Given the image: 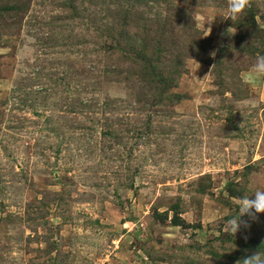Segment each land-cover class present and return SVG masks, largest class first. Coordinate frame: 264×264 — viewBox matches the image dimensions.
<instances>
[{
	"label": "rangeland",
	"instance_id": "374dc122",
	"mask_svg": "<svg viewBox=\"0 0 264 264\" xmlns=\"http://www.w3.org/2000/svg\"><path fill=\"white\" fill-rule=\"evenodd\" d=\"M227 14V0H0V264L264 252V213L227 225L264 191V81L243 78L264 55V0Z\"/></svg>",
	"mask_w": 264,
	"mask_h": 264
},
{
	"label": "clouds",
	"instance_id": "9594fccd",
	"mask_svg": "<svg viewBox=\"0 0 264 264\" xmlns=\"http://www.w3.org/2000/svg\"><path fill=\"white\" fill-rule=\"evenodd\" d=\"M227 5L228 14L223 17L224 19L230 18L234 21L238 16L251 7V0H227ZM198 8L194 13V18L197 15ZM234 34L235 32H233V27H229L224 33H222V35L229 36ZM215 55V51L210 53V56L213 58ZM214 66L215 65H213V67ZM243 78L247 83L264 81V55H257L255 63ZM254 196L255 199H252V196L250 197L247 195L238 199V214L227 221V225L233 235L236 236V234L241 232L242 229L250 228L249 222L242 219V217L247 216L249 220L256 221L258 219L257 214L264 213V191H256ZM244 238L247 240L248 237L245 235ZM237 264H264V252H261L260 250L255 251L251 255L237 261Z\"/></svg>",
	"mask_w": 264,
	"mask_h": 264
}]
</instances>
